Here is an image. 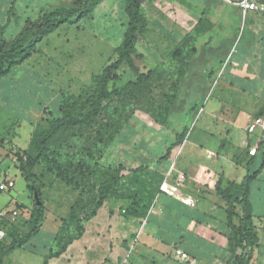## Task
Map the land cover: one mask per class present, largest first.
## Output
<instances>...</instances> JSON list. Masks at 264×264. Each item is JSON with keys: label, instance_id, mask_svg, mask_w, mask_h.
<instances>
[{"label": "crops", "instance_id": "obj_1", "mask_svg": "<svg viewBox=\"0 0 264 264\" xmlns=\"http://www.w3.org/2000/svg\"><path fill=\"white\" fill-rule=\"evenodd\" d=\"M41 5L40 0H0V28L7 26L12 33L16 31L17 23L8 14L11 8L24 14L28 8L37 10ZM142 10L148 31L136 49L146 58L148 70L172 59L194 32L198 33L197 49L185 54L179 51L176 62L181 66V76L168 124L161 126L153 119L149 122L148 115L133 117L131 127L121 133L120 144L114 146V163L127 169L149 166L162 176V182L166 178L174 182L179 174L186 175L189 182L182 193L193 198L195 205L160 194L158 183L141 195L150 203L145 216L125 214L133 204L128 197H109L86 224L82 237L48 264H122L127 256V264H233L234 255L240 256L242 249L232 242L229 205L218 186L236 195L249 168L257 173L249 201L258 233L250 264H264V130L258 128L253 134L247 130L254 118H264V32H250L264 23V13L251 12L244 22L239 8L221 0H147ZM240 27L244 28L242 33ZM207 45L212 48L205 49ZM6 78L0 80V184L13 180L15 187L10 194L14 192L16 196L12 197L19 198L24 189L19 188L18 174L27 189L28 185L16 153H23L30 145L31 129L38 117L32 116L28 108L33 104L36 109L37 104L27 105L26 94L14 91ZM37 82L35 101H41L43 84L40 79ZM194 116L198 120L192 128ZM137 120L145 123L135 126L133 121ZM134 129L147 132L139 143L135 142ZM184 132L187 134L182 144L171 151L168 159L161 160ZM253 148L257 152L252 156L249 152ZM209 152L216 156L210 157ZM9 163L17 173L5 170ZM38 183L45 184L41 176ZM131 190L138 192L134 186ZM30 195L33 200L26 205L28 208L36 204ZM76 200L65 212L56 214L50 212L43 199L46 213L38 233L4 256L0 264H45L63 219ZM18 205L25 206L12 200L0 210ZM236 213L241 215L239 206ZM233 222L237 226L239 219L235 217ZM18 250L23 254L20 258L13 255ZM178 251L188 259L178 256Z\"/></svg>", "mask_w": 264, "mask_h": 264}, {"label": "rangeland", "instance_id": "obj_2", "mask_svg": "<svg viewBox=\"0 0 264 264\" xmlns=\"http://www.w3.org/2000/svg\"><path fill=\"white\" fill-rule=\"evenodd\" d=\"M79 1L40 0V8H28L24 14L11 8L8 14L17 23L16 31L12 33L7 26L1 27L0 31L2 30L4 39L10 43L18 37L29 21H39L50 8L73 7ZM126 3L127 0H101L88 17L80 22L64 24L46 37L36 46L32 57L15 67L6 78L14 86V91L26 94L27 105L34 102L37 104L36 109L33 104L28 108L32 116L38 117L37 123L31 129L30 145L27 148L32 154L35 153L34 147L31 149L35 135L40 132L38 126L47 127L46 119L52 115L62 117V93L68 92L81 98V109L74 114L78 123L63 128L47 144L45 155L35 166L36 176H41L45 182L41 186L42 199H45L51 213H63L76 197L81 198L74 213V228H77L76 220L79 225V222L94 211L100 197L119 195L122 187L130 185L138 188L141 195H146L158 183L160 175L148 166L147 171L134 176L125 174L120 182V179L115 178L118 166L114 163V146L116 143L120 144L121 130L131 127L132 115H148L149 122L153 119L158 125L166 123L164 118L169 115L175 102L176 87L181 76L180 64L168 59L160 66L148 70L145 57H134L131 62L122 66L117 79L111 82L110 90L114 86L121 88L130 83L140 82L139 85L130 87L123 97H113L103 103L101 109H97L95 105L97 80L102 71L118 58L128 29ZM243 30L240 27L239 33ZM250 32L252 35L264 32V23L255 25ZM195 35L198 36V33ZM197 42L196 39L190 42L187 49L196 50ZM211 48L210 45L205 47ZM140 76L142 78L139 81ZM39 79L43 84L42 99L35 101V93L38 97L35 84L38 86ZM95 110H98L97 115H94ZM194 117L196 119L192 128L198 120ZM133 123L136 126L145 122L137 120ZM133 133L136 143L147 135L145 129H134ZM124 143L129 142L123 141ZM4 168L8 173H17L12 163L6 164ZM49 170H53V173ZM67 180L70 185H67ZM51 181L53 183H49ZM18 185L24 189L19 198H13L7 191L0 192V208L6 207L8 201L12 200L25 206L30 204L33 199L20 174ZM29 227L26 222L19 225L23 235ZM13 255L19 256L18 258L23 256L20 250ZM32 260L38 259L32 257Z\"/></svg>", "mask_w": 264, "mask_h": 264}, {"label": "trees", "instance_id": "obj_3", "mask_svg": "<svg viewBox=\"0 0 264 264\" xmlns=\"http://www.w3.org/2000/svg\"><path fill=\"white\" fill-rule=\"evenodd\" d=\"M145 1L147 0H127L126 10L129 16L128 29L125 34L123 44L119 50L118 58L102 71L97 80L98 87L95 95V105L97 109H101L103 103L108 102L113 97H123L125 92L130 87H137L140 83H130L121 88L114 86L112 90H110L111 82H114L117 79L118 73L124 64L131 62L134 57L137 59H143V56L139 54L136 49V44L148 31L147 18L142 10V5ZM100 2L101 0H80L78 4L73 7L63 6L50 9L39 21H29L18 37L10 43L4 39L3 32L1 30L0 80L9 76L15 67L23 64L31 58L34 54L36 46L46 37L58 30L64 24L80 22L82 19L88 17ZM196 33L197 32H194L187 36L186 40H184L174 52L172 60L176 61L178 59L180 56L179 51H183V54H185L184 52L190 50L187 48L189 47L190 42L195 41ZM141 78L142 76L139 77V81ZM62 98V117L52 115L46 119L47 127L42 125L38 126L40 132L37 136L35 135L31 147V149L34 147L35 153L32 154L29 150H26L23 153L20 151L16 153L18 167L26 179L28 189L33 196L35 194L38 195L42 205L37 206L34 204L33 207L28 208L30 211V217L28 219L20 220L18 224L10 227L7 240L0 243V262L4 256L11 253L14 249L25 245L31 237L37 234L44 221L46 209L42 199V184L40 185L38 183L39 176H36L35 166L39 164L42 157L45 155L48 149L47 144H49L63 128L75 126L78 123L76 118H74V114L77 110L80 111L81 109V98L69 94L68 92H63ZM97 114L98 110H95L94 115ZM133 116L134 115H132V118ZM168 117L169 115L164 118L166 123L161 124V126H166L168 124ZM156 120L158 121L159 118H156ZM186 134L187 132H184L182 135L178 136L177 141L169 149L168 154L161 160L169 158L171 151L182 144ZM147 170V166L137 169H127L123 166H118L115 171V178L120 179L119 181L121 182L125 176L124 172L134 175ZM49 171L53 173V170ZM256 176L257 173H252L249 168V173L245 177L243 183L237 187L238 193L236 195L226 193L222 191L220 185L218 186L219 194L228 202L229 205L228 224L234 231L232 242L235 244L236 248L242 249V254L240 256L234 255L233 264H250L253 251L258 245L257 228L253 221L252 209L249 201L250 186ZM56 177L61 179L59 174H56ZM158 177V191L160 193L162 176ZM66 182L67 185H70L69 180ZM131 187L132 185L122 187L119 195L100 197L94 211L91 214H88L83 221L79 222V225L76 220L77 228H74V213L81 202V198L78 197L75 204L72 206L69 215L63 219L62 227L55 239V243L50 251V254L46 258L45 264H48L49 260L52 258L60 257L72 242L82 237L86 224L97 215V212L102 207L105 199L109 197H128L133 200V204L131 208L125 212V214L145 216L149 211L150 203L147 199L141 197L140 193L132 191ZM232 187H234V184H232ZM237 206L241 208V215L236 213ZM18 207L27 208L23 205H18ZM235 217L239 219V224L237 226L233 222ZM23 222L29 223L30 225L25 235H23V232L19 228V225Z\"/></svg>", "mask_w": 264, "mask_h": 264}, {"label": "built area", "instance_id": "obj_4", "mask_svg": "<svg viewBox=\"0 0 264 264\" xmlns=\"http://www.w3.org/2000/svg\"><path fill=\"white\" fill-rule=\"evenodd\" d=\"M229 5L235 6L240 9L245 20L249 13H264V0H221ZM200 115V113H199ZM258 128L264 130V118H254L249 124L247 130L249 134L255 133ZM256 148L250 150V155H255ZM210 157L216 156L215 153L209 152ZM189 178L184 174H179L174 182H169V179H165L160 185V194H165L170 197H176L180 199L184 204L194 206L195 200L193 198H186L183 196V189L188 184ZM15 182L9 180L0 184V192H10L14 189ZM30 217V211L28 208H20L18 206H9L3 210H0V243L4 242L8 238V231L10 227L18 224L20 220L28 219ZM177 255L182 259H188L186 254L177 252ZM128 257L122 264H127Z\"/></svg>", "mask_w": 264, "mask_h": 264}, {"label": "water", "instance_id": "obj_5", "mask_svg": "<svg viewBox=\"0 0 264 264\" xmlns=\"http://www.w3.org/2000/svg\"><path fill=\"white\" fill-rule=\"evenodd\" d=\"M12 196H16V194L13 192ZM35 201H36V205L37 206H41L42 202L40 201L39 197L37 194L34 195Z\"/></svg>", "mask_w": 264, "mask_h": 264}]
</instances>
